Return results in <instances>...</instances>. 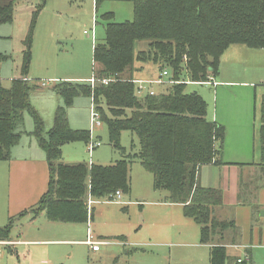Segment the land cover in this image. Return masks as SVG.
<instances>
[{"label":"trees","instance_id":"obj_1","mask_svg":"<svg viewBox=\"0 0 264 264\" xmlns=\"http://www.w3.org/2000/svg\"><path fill=\"white\" fill-rule=\"evenodd\" d=\"M24 1L39 4L25 41L22 76L8 88L0 83V161L10 160L27 134L28 114L34 122L31 134L46 152L49 165L48 190L32 211L55 223L87 224L92 217L86 206L88 193L94 201H106L117 192L129 195L130 166L136 158L153 175L154 189L167 193L166 202L183 205L185 217L200 227L201 243L211 247L209 264H226L225 235L236 223L216 216L223 206L222 191L198 183L203 165L222 164L224 128L208 119L207 102L197 93H187L188 82L181 77L206 82L208 75L218 74L221 57L231 46L264 49V0H127L133 4V21L116 23L114 13L102 15L105 40L93 51V78L100 82L56 83L51 90L62 104L49 131L31 103L39 86L27 80L33 30L47 0H0V27L13 23L16 4ZM101 2L96 0L97 9ZM137 42H148V49L135 55ZM9 58L0 54V61ZM135 61L156 64L179 83L163 85L154 95L140 94ZM80 97L93 101L114 148L126 153L120 140L129 131L139 140V152L109 166L63 163L65 145L91 141L90 131L70 126L68 111ZM259 144L258 166L264 168V102ZM13 222L0 228V241L11 240ZM236 264L252 262L236 260Z\"/></svg>","mask_w":264,"mask_h":264},{"label":"rangeland","instance_id":"obj_2","mask_svg":"<svg viewBox=\"0 0 264 264\" xmlns=\"http://www.w3.org/2000/svg\"><path fill=\"white\" fill-rule=\"evenodd\" d=\"M101 1L98 9L96 0L46 1L38 16L32 35L31 62L27 76L31 79V85L39 86L32 93L33 98L37 97L38 94H45L48 90L51 91L50 85L53 86L54 82L50 79L53 77L61 79L93 77L95 71L94 47L105 40L106 22L103 21L102 15L114 13L113 22L116 23L133 21L134 9L131 2L127 0ZM38 4L39 1L17 2L13 23L3 27L7 31H0V40L6 42L9 47L8 52H1L0 54L10 56L8 60L0 61V65L8 64L16 78L22 76V66L27 50L25 41L31 28L33 12L37 9ZM235 48L246 49L247 47L236 45ZM147 49L148 42H137L135 55ZM135 70V78L149 82L158 80L162 76L160 66L152 63L144 64L135 61ZM181 79L188 82L187 93L207 96L208 102L203 96L202 98L212 110V90H207L208 88L201 84H192L187 77H181ZM99 82L96 79L95 85ZM44 83H48L49 86H43ZM1 84L8 88L11 81L5 80ZM165 85L171 86L173 84L167 83ZM152 86L154 90L160 89L158 85ZM206 91H208V95ZM88 131H91V141L99 140L102 145L91 152L89 151V144L84 142L67 144L68 154L71 153L70 158L76 160L75 163L85 162L109 166L123 158H128L127 156L130 154L134 156L140 150L137 136L129 131L123 132L120 140V145L126 153L124 154L121 150L114 148L110 142L106 124L102 123L99 127L93 122L91 123V115ZM65 159L68 158H64V161L68 163L69 161ZM256 173L249 174H256L263 183L264 168L260 166ZM0 177L2 176L0 175ZM250 180L251 175H246L244 185L250 183V189L256 188L257 180L253 182L252 186ZM130 183L131 192L129 195L123 194L122 203L111 202L89 207L88 201L91 196L89 193L87 195L86 206L89 214L93 213L94 208V217L93 220L90 218L89 223L95 239L111 241L108 245L105 244L101 247L100 253L96 254L89 251L87 246L79 243L43 244L37 248L33 245L17 246L16 248L22 256L18 258L14 253L11 254L6 247H0L3 252L0 264H209L210 251L207 247L198 244L200 241L198 228H195L196 232L194 230L186 231L182 239L176 234H169L172 220L169 213L166 212L167 208L154 203L161 200L162 194L167 195V193L154 189L153 175L147 172L140 160L136 158L133 159L130 166ZM246 187L244 186V188ZM92 200L95 199L92 198ZM31 212L34 213V211ZM165 214L168 215L167 220L163 219ZM232 215L237 219V225L241 227L244 245H249L251 242L253 226L254 229L257 227L264 229V219L259 217V211L255 209L254 204L230 209L229 213L222 217L227 220ZM21 216L18 217L21 218ZM23 219L21 222L18 220L15 222L10 236L13 240L20 239V233H26L25 228L22 230L21 228L27 225L29 218ZM256 220L257 222L260 221L257 223L258 226L255 224ZM40 221L51 223L46 218H42ZM4 224L7 225L8 223ZM50 225H57L60 228H54L51 232L47 230L35 232L41 236L35 237L34 240H82L85 239L87 227H89L87 224L51 223ZM70 228L71 230H68ZM45 232L49 233L43 234ZM257 238H259L258 232ZM125 239L127 244L122 245L120 242ZM180 240L189 245L174 247L173 245L176 242L180 243ZM26 248L31 250L33 256L25 260L22 251ZM246 253L247 251L242 247L227 245L228 261L226 264H236L238 257L246 258Z\"/></svg>","mask_w":264,"mask_h":264},{"label":"crops","instance_id":"obj_3","mask_svg":"<svg viewBox=\"0 0 264 264\" xmlns=\"http://www.w3.org/2000/svg\"><path fill=\"white\" fill-rule=\"evenodd\" d=\"M3 27L5 25L0 27V31H7ZM8 50V44L0 40V53L8 52ZM15 79L18 78L13 76L8 64L4 63L0 65V83L5 80L12 82ZM91 79L93 77H67L65 79L53 77L50 80H53L55 84L63 80H77L71 82L91 83ZM135 79L137 82H149ZM27 80L31 81L29 77H27ZM214 81L217 83L216 86H203L207 87V90H212L213 97L212 110L208 106L207 117L210 121L224 128V146L220 154L222 164L217 165L212 163L203 165L198 173V183L204 188L222 191L223 206L216 210V216L221 220H224V215L229 213L230 209H237L240 206L253 204L255 209L259 211V217L264 219V214H262L264 213V182L261 183L262 180L257 178L256 175L259 173L256 172L260 168L258 164L261 161L259 130L261 125V108L264 102V49H236L235 46H231L221 57L219 72L214 76ZM43 86L47 87L49 84L44 83ZM50 86L51 89L53 86ZM206 94L208 95V91H206ZM202 96L208 102L207 96ZM212 97L210 98L212 99ZM31 103L42 116L45 128L49 131L53 126L55 111L62 104L61 98L52 92V90H48L45 94H38L37 97L33 98L31 96ZM92 105L93 101L89 98L81 97L75 100L74 105L68 111L70 126L73 129H90V111ZM24 129L27 134L22 136L20 144L12 150L11 159L0 161V175L2 176L0 177V228H3L4 223L9 224L13 220V228L17 220L21 222L23 218H29V222L21 228V230L25 228L26 233H20V239L13 240L11 238L10 241H0L7 243L0 247H6L11 254L14 253L20 258L22 256L18 248H16L17 246L27 247L33 245L37 248L43 244L79 243L87 246L88 250L92 251L86 244L90 234L95 241L104 243L102 246L108 245L111 241L95 239L91 231L90 219L87 223L89 227H87L85 239L34 240L35 237L41 236H38L35 232L46 230L51 232L54 228L60 227L50 225L55 222L49 221L44 213L35 214L31 212L48 190L49 165L46 152L40 147L37 138L31 134L34 131V122L28 115L24 117ZM66 146L68 145L63 147L62 153L64 158H68L65 160L69 162L66 163L63 158V163L67 165L79 164L74 162L76 160L70 158L71 153L68 154ZM97 165L105 166L103 164ZM246 175H251V186L257 180L256 188L250 189V183L244 185ZM244 186L247 187L244 188ZM160 199L154 203L167 208L166 212L169 213V217L172 220L171 227H169L170 235L176 234V236L182 239L186 231H195L198 228L200 236V227L192 219L185 217L183 205L167 203V196L163 194ZM94 202L93 205L111 203L107 201ZM140 202H143V200H140ZM23 213H26L25 216L23 215L19 218L18 216ZM91 215L93 220L94 208ZM164 216L163 219L167 220L168 215L165 214ZM42 218H46L51 223L40 221ZM230 219L235 221L236 228L226 233L224 240L226 248L227 245H233L242 247L247 251L245 254L246 258L238 257L237 261L251 259L252 264H264V229L262 227L254 229L253 226L250 237L251 242L249 245H244L243 232L241 231V227L237 225V219H235L234 215ZM230 219H227V221H230ZM258 222L260 221L258 220ZM258 222L256 220L255 224ZM37 224L39 225L37 226ZM68 230H71V228ZM257 232L259 238H257ZM46 233L49 232L43 234ZM199 239L198 244L207 247L210 251L211 247L202 244L201 238ZM180 241V243L176 242L173 246L178 248L183 245H189L182 243L183 240ZM120 243L122 245L127 244V240L125 239ZM101 247L98 252L94 253H100ZM0 251L1 258L3 254L1 248ZM22 252H24L23 258L25 260L33 256L31 250L27 248Z\"/></svg>","mask_w":264,"mask_h":264},{"label":"built area","instance_id":"obj_4","mask_svg":"<svg viewBox=\"0 0 264 264\" xmlns=\"http://www.w3.org/2000/svg\"><path fill=\"white\" fill-rule=\"evenodd\" d=\"M186 60V58H185ZM170 76L169 72L167 70H165L162 73V76L156 80V81H152V82H138V86H139V93L143 94L144 92H148L150 95H154L155 94V90L153 88L152 85H158L159 87L169 83V84H178L179 82H174L171 81L168 77ZM104 83H107V81H103ZM96 83V79H91V85L94 86ZM192 84H201V85H206V86H216L217 83L214 81V75L210 74L208 75V80L206 82H202V83H192ZM90 115H91V123L93 122L95 125L97 126H101L102 125V121H101V116L98 113V111L96 110V107L94 106V103L91 107V111H90ZM102 145L101 141L97 140V141H90L89 143V151H93L95 148H98ZM89 165H92L89 164ZM122 193L121 192H117L115 195L111 196L109 199H107V202H118V203H122ZM95 202L92 200V198L90 197L88 204L89 207H92V205ZM6 242H0V246L1 245H6ZM86 244L91 248V250L93 252H98L100 250V247L104 244L102 242H98L95 241L93 239V236L90 234L88 236V239L86 241ZM0 255H1V251H0ZM239 263H241L242 261L239 260Z\"/></svg>","mask_w":264,"mask_h":264},{"label":"water","instance_id":"obj_5","mask_svg":"<svg viewBox=\"0 0 264 264\" xmlns=\"http://www.w3.org/2000/svg\"><path fill=\"white\" fill-rule=\"evenodd\" d=\"M262 214H264V213H262Z\"/></svg>","mask_w":264,"mask_h":264}]
</instances>
